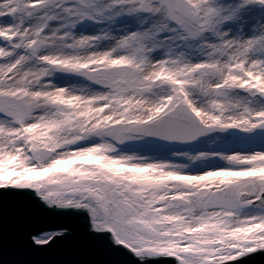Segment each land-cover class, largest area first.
I'll return each mask as SVG.
<instances>
[{"label":"snow or ice","instance_id":"6c2138e0","mask_svg":"<svg viewBox=\"0 0 264 264\" xmlns=\"http://www.w3.org/2000/svg\"><path fill=\"white\" fill-rule=\"evenodd\" d=\"M0 264H264V0H0Z\"/></svg>","mask_w":264,"mask_h":264},{"label":"rangeland","instance_id":"374dc122","mask_svg":"<svg viewBox=\"0 0 264 264\" xmlns=\"http://www.w3.org/2000/svg\"><path fill=\"white\" fill-rule=\"evenodd\" d=\"M221 163H223V162H221Z\"/></svg>","mask_w":264,"mask_h":264}]
</instances>
